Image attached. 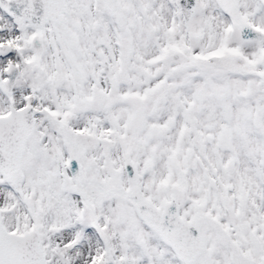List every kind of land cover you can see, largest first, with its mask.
Here are the masks:
<instances>
[{"label": "snow or ice", "instance_id": "obj_1", "mask_svg": "<svg viewBox=\"0 0 264 264\" xmlns=\"http://www.w3.org/2000/svg\"><path fill=\"white\" fill-rule=\"evenodd\" d=\"M0 264H264V0H0Z\"/></svg>", "mask_w": 264, "mask_h": 264}]
</instances>
